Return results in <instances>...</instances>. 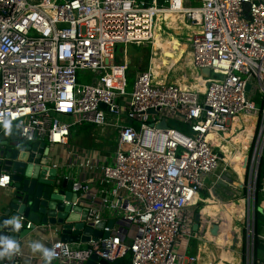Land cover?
Wrapping results in <instances>:
<instances>
[{"label": "built area", "instance_id": "1", "mask_svg": "<svg viewBox=\"0 0 264 264\" xmlns=\"http://www.w3.org/2000/svg\"><path fill=\"white\" fill-rule=\"evenodd\" d=\"M164 14L183 15L195 26L192 65L209 71L201 94L154 83L150 69L126 88L127 65L115 61L117 46L150 40ZM81 73L86 82L79 83ZM241 114L259 123L254 160L257 149L264 152V0H201L195 6L184 0H0V132L16 126L26 142L66 145L73 127L113 129L108 160L84 156L63 177L71 180L72 205L81 201L86 221L107 222L105 212L134 228L128 243L113 225L103 227L107 238L82 247L56 239L49 262L82 264L96 254L107 260L128 255L129 264H198L187 244L180 248L186 210L218 167L210 135L226 132ZM160 121L167 129L157 127ZM10 183L9 173L0 172V188ZM253 220L251 211L249 264ZM14 244L1 264H22L21 245ZM256 262L264 264V253Z\"/></svg>", "mask_w": 264, "mask_h": 264}, {"label": "rangeland", "instance_id": "2", "mask_svg": "<svg viewBox=\"0 0 264 264\" xmlns=\"http://www.w3.org/2000/svg\"><path fill=\"white\" fill-rule=\"evenodd\" d=\"M188 5H193V3ZM167 15V18L160 16L157 21L154 22L152 29L153 35L155 36V34L158 33L160 39L164 42H168L173 46H178L181 55L178 60L172 64L176 70L180 67V72L183 70V74L186 75L185 78L187 80H193L194 83L197 81L195 80L196 78H198V80L201 79L202 81L206 78L207 73L193 67L189 52V33L194 31L193 26L187 24L183 15ZM152 42L153 39L151 38L142 43L132 41L117 46L115 61L123 62L127 65V89H130L131 83L138 72L150 69V61L153 51ZM169 67L170 61L160 66L159 71H170ZM210 76L213 77L212 74ZM156 78L159 79L160 77L156 76ZM83 82H86L85 76L81 73L79 74V83ZM202 88L203 87H199V90L196 92L201 94ZM125 100H127V98H125ZM125 100L123 99L122 101ZM239 117L240 118H237L238 120L236 119V126L239 125L238 128L235 127L236 129H234L233 125H230L226 132L220 134V137L226 141H230L233 137L232 144L235 146L234 141L237 140L238 131L247 128L251 133V136L247 151L245 152V157L242 161H232L225 153L220 152L218 148L219 146L213 147L215 153L219 156V163L214 171L213 176L215 177L212 182L213 184L211 185L212 187L204 186L202 188L203 190L201 189L198 193L199 197L197 201L187 207L192 213V220L194 213L198 212L200 214L199 221L203 222L199 228L200 230L197 233H193L197 242L200 238H213L211 242L215 239H218L219 241V238L226 235L232 239L231 242L228 243L226 251L220 250L218 255L214 256L212 262L214 264L220 262L221 252L226 253L222 260V264H249L251 261V243L248 246L246 243L247 237H251V233L249 236L247 232V216L249 212L251 213V210H249L247 206L246 188L249 181L251 186L253 184L254 168L256 166L259 149L256 151L254 160L253 154L259 123L257 118L253 116L249 117L241 114ZM169 124L179 131H182V129L184 130L182 132L188 131L185 125L181 128L177 125V122L173 120H169ZM85 128L87 129L83 130L81 135H73V137L78 138V143L81 142L80 144L91 148L102 145L105 149L110 148L112 152L114 151L116 133L113 129L106 127L100 128L98 126ZM234 130L236 131L233 133ZM241 136L244 137V135ZM78 143L73 139L69 141V145H78ZM217 143L220 144L221 141L218 139ZM228 147L229 149H232L230 145ZM234 148L236 149V147ZM208 182L209 176L207 175L203 183L206 184ZM257 198V207H262L264 209V192L262 189L257 193ZM232 208L234 209L232 210ZM250 209L252 208L250 207ZM219 210H223V215H219ZM192 220L189 224L192 223ZM189 224L187 226L188 229H190ZM259 237L264 240V227L261 229ZM214 247L219 246L215 245ZM219 248L222 249V247ZM263 253L264 250L257 251V256L262 257Z\"/></svg>", "mask_w": 264, "mask_h": 264}, {"label": "water", "instance_id": "3", "mask_svg": "<svg viewBox=\"0 0 264 264\" xmlns=\"http://www.w3.org/2000/svg\"><path fill=\"white\" fill-rule=\"evenodd\" d=\"M249 89L250 84L247 83L245 90L249 91ZM100 107L104 105L101 104ZM157 127L167 129V124L165 121H160ZM262 157L264 158V153L258 154L253 184L251 186L249 181L246 188L247 206L253 215L255 181ZM50 162L45 141L29 143L20 139L16 126L5 133H0V172H8L11 179L8 186L10 190L0 206V250L2 251L0 264L8 248L4 241L10 239L17 243L19 239L37 229L47 231L53 228L59 234L61 241L71 244L98 241L109 235L107 231H103V227H112L114 220L110 219L95 225L86 221L87 211L79 203L81 201L72 205L77 195L71 190V180L63 177L66 170L60 165L57 168L51 167ZM257 211L264 215L262 207H257ZM199 217L198 212L194 213L192 229L195 231L199 227ZM248 242L249 237L246 239L247 246ZM82 264H125V262L124 257L107 260L92 254Z\"/></svg>", "mask_w": 264, "mask_h": 264}, {"label": "crops", "instance_id": "4", "mask_svg": "<svg viewBox=\"0 0 264 264\" xmlns=\"http://www.w3.org/2000/svg\"><path fill=\"white\" fill-rule=\"evenodd\" d=\"M185 4L188 5L190 3H193L192 6L198 5L200 4L201 0H184ZM163 18H167V14L161 15ZM187 22V21H186ZM188 25L193 26V28L195 29V26L192 24H189L187 22ZM158 25V23H157ZM159 26V25H158ZM191 34V32L189 33ZM189 52H190V45H189ZM153 55H154V68H155V73L156 76H159L160 79L164 80V81H168L170 83L176 84L177 86H181L182 88L185 89H189V90H194V91H198L199 87H203L204 88V81L201 79L198 80V78H196L195 80H197L195 83L193 80H187L185 78L186 75H184V71L181 70L180 72V67L177 68V70L173 67V62L175 63L178 58L181 55V52L178 49V46H173L170 45L168 42H164L163 40L160 39L158 33L155 34V36L153 35ZM191 57V56H190ZM170 61V71H159L160 66L164 65L166 62ZM192 63V61H191ZM194 67V66H193ZM203 71V70H201ZM202 88V90H203ZM246 117V116H245ZM251 117V116H249ZM238 118H240L238 116ZM237 119V118H236ZM234 119L232 120V123L236 122L237 120ZM231 123V125H233ZM92 127V126H90ZM89 127V128H90ZM102 128V127H100ZM87 128L84 127V125H80V126H76L73 127L70 131V136H69V140L68 143L66 145H49L48 143H46V146L48 147V151H49V155H50V163H57L58 165H60L61 167H63L65 170L68 171L69 169V165L70 163H73L75 161H77L80 158H83L84 156L86 157H90L93 159V162L95 163H100L103 160H108L109 157L113 154V152L109 149H105L104 147L101 146H96L94 148H91L89 146L86 145H82L80 143H78V138L77 137H73V135L78 136L82 134L83 130H86ZM110 129V128H109ZM4 133L7 131H3ZM1 133V132H0ZM243 134H238L237 136V140L234 141V145L232 147V149H235L234 147H236V151L237 154L234 158V161H242L243 160V151H244V146L247 143V148L249 145V140L248 138L244 135L241 136ZM73 139L74 141H76L78 143V145H69V141ZM86 140V139H84ZM238 143V145H237ZM220 152L225 153L227 156L229 155L230 151L232 149H229L227 144H222L221 147H218ZM96 149V150H95ZM115 150V147H114ZM112 152V153H111ZM98 173L97 170L93 171V176H96ZM214 172L212 174H209V182L204 184L205 187L209 186L212 187L211 185L213 184V179L215 176ZM206 178V176L204 177V179ZM264 179L261 182V189L264 190ZM260 189V190H261ZM10 190V188H0V206L3 202V199L5 197V195L7 194V192ZM203 190V189H202ZM264 192V191H263ZM199 193V192H198ZM199 197V195H198ZM198 198H195L193 203L195 201H197ZM96 206H99V199L95 200L94 203ZM233 205V204H232ZM233 207V206H231ZM230 207V209H231ZM234 208H232L233 210ZM186 214H187V219L184 222V227L180 232V248H183L185 246V244H187V249H189L190 252L194 253L197 255L198 257V264H214L213 262V258L214 256L218 255V253L223 250L226 251V247L228 245L229 242H231V238L229 237L228 239L221 237L218 239H215L213 242H211L213 240V238H200L199 241H196L195 237H189L187 239V236H185L186 234V230H187V226L190 223V221L192 220V213L187 209L186 210ZM102 216H104L105 219L110 220V219H114V217H108L107 214H105V212L102 213ZM115 227H121L123 229V231L125 232L124 234V239L123 241L125 243H128L130 241V238L132 237L133 233H134V228L132 226H130L128 223L119 220L118 218H116L112 224ZM192 225H193V220L192 223L189 224L190 226V232L191 233H197L200 229V223H199V227L198 230H193L192 229ZM182 236H184V238H182ZM59 239V234L53 229H49V230H43L41 231L40 229H37L35 231H33L32 233H29L27 235H25L22 239H19L17 241V243H19L21 245V251H22V257H21V263L22 264H46V261L44 259L43 256V251L42 249H33V245L34 244H41L43 246V248H50L51 242ZM187 242V243H186ZM73 246L75 247H82L84 246L83 243H72ZM215 245L222 247V249H220L219 247H214ZM6 252V251H5ZM4 252V253H5ZM2 254V251L0 250V255ZM226 255V253L221 252V260L220 262L216 263V264H222V260L224 259V256ZM124 262H125V257H124ZM58 262L56 260H52L51 262H49L48 264H57Z\"/></svg>", "mask_w": 264, "mask_h": 264}, {"label": "trees", "instance_id": "5", "mask_svg": "<svg viewBox=\"0 0 264 264\" xmlns=\"http://www.w3.org/2000/svg\"><path fill=\"white\" fill-rule=\"evenodd\" d=\"M144 1L146 5L150 4L152 0H141ZM92 125H84V127H90ZM178 126L183 128L184 125L182 123H178ZM182 131H184L182 129ZM247 151V143L244 146L243 151V158L245 157V152ZM264 179V158L262 157L260 159L258 169H257V175H256V181H255V197H254V220H253V264H258L256 262L257 260V251L264 250V240L259 237L261 229L264 227V215L257 211L258 206V198L257 193L261 189V182ZM125 264H129V256H125Z\"/></svg>", "mask_w": 264, "mask_h": 264}, {"label": "bare ground", "instance_id": "6", "mask_svg": "<svg viewBox=\"0 0 264 264\" xmlns=\"http://www.w3.org/2000/svg\"><path fill=\"white\" fill-rule=\"evenodd\" d=\"M152 39H153V32H152ZM138 43H140V42H138ZM152 43H153V42H152ZM154 65H155V63H154V55H153V51H152L151 61H150V72H151V74H152V81H153L154 83H157V84H158V83H170V82H168V81H164V80H162V79H160V78H159V79L156 78V73H155ZM203 81H204V79H203ZM172 84H173V83H172ZM204 84H205V81H204ZM175 85H176V84H175ZM179 87H180L181 89H184L185 91L196 92V91H194V90H189V89L182 88L181 86H179ZM203 90H204V88H203ZM203 90H202V91H203ZM238 126H239V125L236 126V122L233 123V127H234V129L238 128ZM235 127H236V128H235ZM235 131H236V130H234L233 133H234ZM237 134H243V135H245V136L248 138V140L250 139V136H251V133L249 132V130H247V128L244 129V130H242V131H238ZM210 138H211V143L213 144L214 147H215V146H219V147H221L222 144H224V145L227 144L228 146L230 145L231 147H233V144H232V139H233V137H232V139H231L230 141H226L225 139H223L222 137H220V136H218V135H210ZM218 139L221 141L220 144L217 143V140H218ZM236 154H237V151H236L235 149H232V150L230 151L229 155H228V158H229L230 160L234 161V158H235ZM215 211H216V210H215ZM218 213H220L219 215H223V210H219ZM229 226H230V225H229ZM224 238L228 239L229 236L226 235V236H224Z\"/></svg>", "mask_w": 264, "mask_h": 264}, {"label": "clouds", "instance_id": "7", "mask_svg": "<svg viewBox=\"0 0 264 264\" xmlns=\"http://www.w3.org/2000/svg\"><path fill=\"white\" fill-rule=\"evenodd\" d=\"M8 126H9L8 121L5 120V121H4V127L7 128ZM17 227H19V224H17ZM4 243L6 244V246H7L9 249L15 247L14 242H13L12 240H10V239L4 241ZM32 247H33L34 250H35V249H42V251H43V256H44V259H45V261H46V264H48V262H49V261L54 257V255H55L54 250H52V249H48V248H43V246H42L41 244H39V243L34 244Z\"/></svg>", "mask_w": 264, "mask_h": 264}]
</instances>
